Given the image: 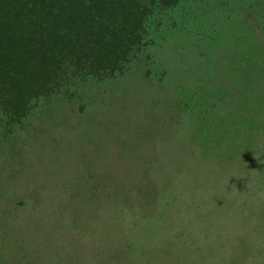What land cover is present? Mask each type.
Segmentation results:
<instances>
[{"label": "rangeland", "instance_id": "374dc122", "mask_svg": "<svg viewBox=\"0 0 264 264\" xmlns=\"http://www.w3.org/2000/svg\"><path fill=\"white\" fill-rule=\"evenodd\" d=\"M174 6L0 131L2 264H264V0Z\"/></svg>", "mask_w": 264, "mask_h": 264}, {"label": "trees", "instance_id": "16d2710c", "mask_svg": "<svg viewBox=\"0 0 264 264\" xmlns=\"http://www.w3.org/2000/svg\"><path fill=\"white\" fill-rule=\"evenodd\" d=\"M172 1L0 0V131L26 128L41 102L72 94L80 79L126 73L146 45L154 6L159 14L181 0ZM5 249L0 264L18 258Z\"/></svg>", "mask_w": 264, "mask_h": 264}]
</instances>
